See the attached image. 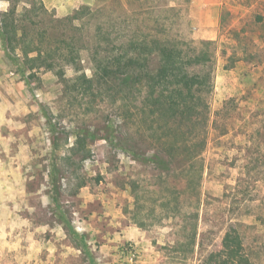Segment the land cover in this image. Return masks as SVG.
<instances>
[{"label": "rangeland", "instance_id": "rangeland-1", "mask_svg": "<svg viewBox=\"0 0 264 264\" xmlns=\"http://www.w3.org/2000/svg\"><path fill=\"white\" fill-rule=\"evenodd\" d=\"M41 1L0 0V13L29 8L36 42L12 56L0 33V264H214L231 225L250 264H264V0L169 2L173 30L213 41L198 195L149 160L151 140L131 110L109 98L87 109L35 64L36 44L68 30L63 19L82 5L90 13L72 30L86 74L99 26L118 41L146 31L150 15L137 0ZM76 138L85 145L72 150Z\"/></svg>", "mask_w": 264, "mask_h": 264}, {"label": "trees", "instance_id": "trees-1", "mask_svg": "<svg viewBox=\"0 0 264 264\" xmlns=\"http://www.w3.org/2000/svg\"><path fill=\"white\" fill-rule=\"evenodd\" d=\"M137 1L153 24L144 32L132 30L128 38L118 41L99 26L93 39L96 47L88 56L89 74L80 65L82 50L86 47L78 43L72 30L77 27L75 21L90 13L86 5L63 19L68 30L48 38L42 46L36 44L39 58L35 64L37 68L53 71L64 81L65 91L79 93L87 109L109 98L122 110H131L151 140L149 160L161 174L169 175L177 170L182 176L183 192L198 195L210 119L207 97L211 88L213 41L185 39L173 30L178 11L170 5L172 0ZM28 9L24 6L19 14L15 7H9L0 13V33L10 55L19 42L36 43L28 37V30H32L26 20ZM40 29L45 31L44 27ZM101 41L106 43L104 47ZM69 65L75 73L66 79L64 69ZM128 143L129 138H125L126 151L135 156V150ZM83 145L84 138H76L72 150ZM213 263L250 264L243 238L235 226L226 230L222 248Z\"/></svg>", "mask_w": 264, "mask_h": 264}]
</instances>
